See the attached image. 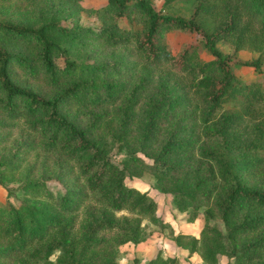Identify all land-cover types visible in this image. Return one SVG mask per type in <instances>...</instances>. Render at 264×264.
Wrapping results in <instances>:
<instances>
[{"label":"trees","instance_id":"trees-1","mask_svg":"<svg viewBox=\"0 0 264 264\" xmlns=\"http://www.w3.org/2000/svg\"><path fill=\"white\" fill-rule=\"evenodd\" d=\"M106 2L115 15L133 11L139 29L109 18L79 26L70 12L66 24L0 20V149L17 136L0 154V184L16 198L0 202V262L118 264L116 247L140 241L144 222L167 225L156 202L124 181L147 171L189 219L222 223L204 221L197 234L170 230L177 245L205 264L221 254L264 264V91L230 67L259 70V57L232 55L264 47V0H193L189 17L148 0ZM169 28L198 42L173 54L161 39ZM199 45L210 59L198 58ZM81 47L89 55L76 56ZM174 262L155 254L147 264Z\"/></svg>","mask_w":264,"mask_h":264},{"label":"rangeland","instance_id":"rangeland-1","mask_svg":"<svg viewBox=\"0 0 264 264\" xmlns=\"http://www.w3.org/2000/svg\"><path fill=\"white\" fill-rule=\"evenodd\" d=\"M148 1L155 9L163 13L184 17L190 16L193 7V0H175L169 4H165L163 0ZM68 12H70L68 16L79 26L99 25L109 18L120 28L139 29V18L133 11L115 15L114 11L107 8L106 0H10L0 2V20L6 19L18 24H36L39 20L48 18L66 24L71 21L66 16ZM199 20L205 26L212 24L211 19L204 15H200ZM161 39L165 47L171 53L176 54L188 43L198 42L199 38L190 32L169 28L162 31ZM215 45L223 53L232 52L230 45L225 41H217ZM196 51L198 58L201 60L211 58V54L201 45L197 47ZM84 54L89 55V49L81 47L76 56L80 57ZM232 57L239 61L259 57V70L239 62H230V67L232 72L243 81L259 80L264 91V47L254 50L243 45L235 51ZM13 75L16 79L22 80L25 85L41 94L49 92L48 89L37 83L26 81L15 72ZM231 104V102L224 103L225 106ZM9 138L10 140L0 149V154L7 150L10 151L13 145L12 140L17 139L16 132H12ZM123 156H125L124 149L114 153V158L119 157L120 159ZM124 181L140 191H145L156 202L158 219L167 223V225L159 226L158 224L144 222L143 238L136 243L127 242L117 246L114 255L115 261L118 264H147L151 257L158 254L162 258H174L175 262L173 264H205L196 252L188 253L187 249L177 245L170 236V230L172 233L184 231L197 234L204 221L213 223L222 230L220 219L212 216L205 220L201 213L189 219L187 211H180L175 208L172 193L162 190L156 183L155 177L147 171H140L137 174L126 176ZM15 194L18 195V192L15 191ZM7 197L11 201H16L15 196L5 195V189L0 184V202H4ZM201 209L199 210L201 211ZM53 257L54 255H51V258ZM0 264L9 263L0 262ZM215 264L231 263L227 262L225 255L221 254Z\"/></svg>","mask_w":264,"mask_h":264}]
</instances>
